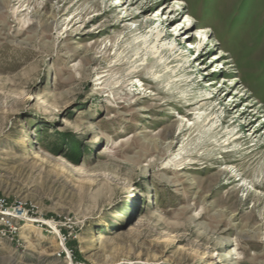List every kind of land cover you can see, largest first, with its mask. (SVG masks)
Segmentation results:
<instances>
[{
	"label": "rangeland",
	"instance_id": "1",
	"mask_svg": "<svg viewBox=\"0 0 264 264\" xmlns=\"http://www.w3.org/2000/svg\"><path fill=\"white\" fill-rule=\"evenodd\" d=\"M0 198V264H264V0H0Z\"/></svg>",
	"mask_w": 264,
	"mask_h": 264
},
{
	"label": "bare ground",
	"instance_id": "2",
	"mask_svg": "<svg viewBox=\"0 0 264 264\" xmlns=\"http://www.w3.org/2000/svg\"><path fill=\"white\" fill-rule=\"evenodd\" d=\"M185 21H188V19H186ZM144 30H145L144 28H138L136 31L143 32ZM128 38H129V36H128ZM169 38H170V36L167 32L161 33L160 30H158V29L157 30H149L148 31V37L144 40L145 42L137 43L134 46L132 45V47L127 51L126 55L124 56L126 58V60L123 62H118V64L114 65L111 68L110 72H112V71L119 72L123 76V78L129 77L132 74H134V75L142 74L143 72L147 71V69H149L151 64L154 63V60L156 59L155 56L157 54L165 52V50L158 49V51L153 56L151 54L150 56L146 57L145 55L147 54V50H146L147 43L151 42V41H155L156 43H159V42L165 41ZM175 42H176V45L181 46V43H179L178 39H174V43ZM134 48H139V51L135 52L132 56V59H130L129 55L134 50ZM143 58L145 60V63L140 64V62L143 60ZM137 65H139V66H137ZM133 66H135V68H139V69L137 71H135V70L130 71V68Z\"/></svg>",
	"mask_w": 264,
	"mask_h": 264
},
{
	"label": "built area",
	"instance_id": "3",
	"mask_svg": "<svg viewBox=\"0 0 264 264\" xmlns=\"http://www.w3.org/2000/svg\"><path fill=\"white\" fill-rule=\"evenodd\" d=\"M30 213L31 211L27 210L22 203L17 206H9L5 198H0V233L3 231L2 226L10 222V219H19Z\"/></svg>",
	"mask_w": 264,
	"mask_h": 264
}]
</instances>
